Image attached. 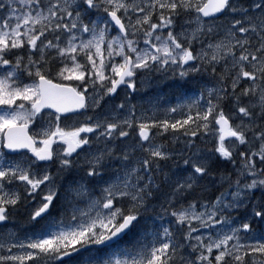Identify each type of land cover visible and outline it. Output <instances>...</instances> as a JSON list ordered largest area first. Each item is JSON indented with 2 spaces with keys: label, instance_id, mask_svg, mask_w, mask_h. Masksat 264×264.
<instances>
[{
  "label": "snow or ice",
  "instance_id": "6c2138e0",
  "mask_svg": "<svg viewBox=\"0 0 264 264\" xmlns=\"http://www.w3.org/2000/svg\"><path fill=\"white\" fill-rule=\"evenodd\" d=\"M0 264H264V0H0Z\"/></svg>",
  "mask_w": 264,
  "mask_h": 264
}]
</instances>
